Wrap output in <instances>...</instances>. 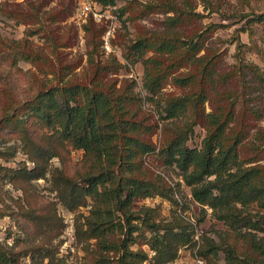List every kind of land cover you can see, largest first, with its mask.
I'll return each mask as SVG.
<instances>
[{
	"label": "trees",
	"instance_id": "1",
	"mask_svg": "<svg viewBox=\"0 0 264 264\" xmlns=\"http://www.w3.org/2000/svg\"><path fill=\"white\" fill-rule=\"evenodd\" d=\"M95 1L103 5L116 2ZM202 1L204 7L214 8L211 0ZM196 6L194 0H127L119 7V16L129 12V18L164 14L157 27L139 32L122 51L132 64L152 52L144 59L145 96L135 89L133 77L120 83L107 77L127 66L112 53L100 58L105 25L90 18L84 25L91 67L88 76L63 80L64 68L69 70L70 63L60 64L57 73L53 70L57 82L38 88L0 115V139L6 140V135L17 138L34 162L31 168L24 163L19 167L0 164L2 178L24 190V186H32V179L50 171L51 188L64 207L77 212L80 206L90 204L88 214L78 212L74 223L78 242L90 244L93 239L87 264H173L179 247L192 241V224L181 214L184 206L175 195L179 183L173 187L160 174L152 175L145 164L149 154L175 166L193 200L212 208L213 215L234 231L231 239L227 233L221 234L219 243L202 235L197 249L201 257L210 261L222 250L225 264H264V211H260L264 208V162L260 161L264 158V131H257L253 141L248 136L255 124L253 117L264 113V98L261 107L249 103L246 78L251 75L264 91V71L244 57L249 49L264 59V51L252 38L247 44L235 35V62L232 68H224L221 52L205 43L208 32L221 24L210 22L205 29L191 30L192 23L204 16ZM8 14L19 13L10 10ZM248 21L251 26L264 22V11ZM248 29L252 36L253 29ZM0 45V60L12 65L19 59L34 62L38 57L15 39L0 37ZM168 78L179 89L177 93L162 91ZM146 100L153 108L144 107ZM159 123L164 138L157 147L152 135ZM196 125L204 128V135L199 146H190L188 140ZM69 146L82 149L72 172L66 168ZM5 149L0 150L1 156L16 151L9 150L11 145ZM53 156L63 167L48 169ZM155 194L176 206L170 220L158 219L155 207L133 209L135 198ZM254 202L257 210L251 212L249 206ZM46 204L36 206L28 197L26 205L19 203L18 215L34 230L27 236L41 233L44 237L20 248H15L19 237L11 244L0 240L1 264H21L20 258L27 254L33 260L48 258L54 263L57 247L52 240L64 224L55 204ZM4 212L0 207V216ZM143 244L154 253L149 255Z\"/></svg>",
	"mask_w": 264,
	"mask_h": 264
},
{
	"label": "rangeland",
	"instance_id": "2",
	"mask_svg": "<svg viewBox=\"0 0 264 264\" xmlns=\"http://www.w3.org/2000/svg\"><path fill=\"white\" fill-rule=\"evenodd\" d=\"M126 1L116 0L115 7L112 8V14L117 15L114 19L113 35L111 36L112 50L106 51L101 42L99 47L100 58H107L110 53L116 55L127 67L124 66L118 73H110L107 77L116 78L118 83L125 77H133L136 80L135 89L139 95L145 96L147 92L142 84L145 70L144 59L150 56L152 52L148 51L139 56L136 62L132 64L123 57L122 51L126 45L135 40V36L139 32L157 27L158 21L164 14L152 12L145 16L137 15L129 18V12H126L119 16V7ZM194 1L197 5L196 10L203 13L204 16L192 23L191 30L205 29V26L210 22L221 24L220 27L208 32L205 43L221 52L224 68H232V64L235 62V42L233 40L235 35H238L247 44H250L252 38L264 51V22H256L251 26L248 21L255 13L264 11V0H211L214 8L204 7L205 4L202 0ZM10 10L15 13L18 12V16H10L8 14ZM83 16L78 12V0H0V37L15 39L21 45L38 54L34 62L19 59L16 65L9 64L4 59L0 60V115L11 110L16 102L34 94L38 88L57 82L58 76L53 70L57 73L60 64L70 63L69 70L64 68L66 72L63 74V80H84L88 76L91 67L87 62L88 33L84 25L90 18L87 17L84 21ZM249 26L250 29H253L252 36H249L251 35L249 34ZM2 49L3 47L0 45V50ZM244 57L264 71V59L257 52L247 49L244 52ZM246 78L249 84L247 95L251 99L249 103L261 107L264 91L252 79L251 75H246ZM178 90L170 82V78L167 79L162 88V91L167 93H177ZM144 107L146 109L153 108L147 100ZM205 107L206 110L210 109L208 101L205 102ZM252 121L255 124L250 127L248 136L253 141L257 131H264V113L259 118L253 117ZM203 135L204 128L201 125H196L188 144L199 146ZM163 138V129L159 123L156 132L152 135V140L159 147ZM5 139H0V150H6L5 148L11 145L13 149L9 150L16 149V151L13 154L8 152L6 156L0 155V164L19 167L21 163H24L31 168L34 162L21 148V142L14 136L6 135ZM69 148L70 160L66 163V168L72 172L82 157V149H74L70 146ZM260 161L264 162V158ZM49 163L48 169L54 166H62L57 156H53ZM145 164L152 175L160 174L169 185L177 187V183H179L180 190L175 195H178L182 201V206H184L181 214L192 224V241L179 247L177 256L171 263L225 264V256L222 250H219L218 254L209 261L201 257L197 253V249L202 243V235H208L219 243L221 242V234L227 233V237L231 239L234 231L229 230L222 220L213 215L212 208L193 200L189 186L184 182L180 171L175 166L164 164L161 158L155 154L147 155ZM31 185L24 186L25 189L23 190L13 186L6 178L0 176V207L5 209L4 214L0 216V240L11 244L15 237H19L16 240L15 248L40 241L44 237L41 233L27 236V233H33L34 230L30 231L32 224L18 215L19 203L26 205L27 197L36 206L47 205L46 203L52 206L54 203L57 216L61 218V222L64 224L58 236L52 240V243L57 247L56 260L54 263L49 262L48 258L33 260L30 254H27L20 258L21 264H87L91 257L90 251L94 246L92 245L93 239L90 240V244L78 242L75 236L74 223L78 212L83 215L88 214L90 204L80 206L77 212L64 207L59 202L56 191L51 188L50 171L46 172L45 177L32 179ZM144 205L157 208L158 219L164 221L170 220L172 212L176 209V206L169 199L158 194L135 198L133 209L138 211ZM249 209L251 212H255L257 210L256 203H251ZM260 211H264V208ZM21 227L30 232H24ZM48 229L45 228V230ZM87 247L90 250H87ZM133 247L136 248L137 245ZM142 248L147 250L149 255L154 253L147 244H143Z\"/></svg>",
	"mask_w": 264,
	"mask_h": 264
},
{
	"label": "built area",
	"instance_id": "3",
	"mask_svg": "<svg viewBox=\"0 0 264 264\" xmlns=\"http://www.w3.org/2000/svg\"><path fill=\"white\" fill-rule=\"evenodd\" d=\"M115 5H103L95 0H78V12L83 14V20L87 17L97 23H104L105 29L102 33V46L106 51H111V36L113 35V24L116 19L112 14V8Z\"/></svg>",
	"mask_w": 264,
	"mask_h": 264
}]
</instances>
